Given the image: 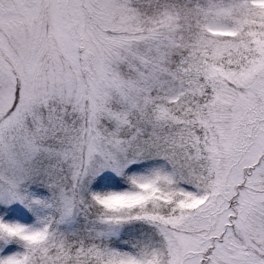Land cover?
I'll return each instance as SVG.
<instances>
[{
    "label": "snow or ice",
    "instance_id": "1",
    "mask_svg": "<svg viewBox=\"0 0 264 264\" xmlns=\"http://www.w3.org/2000/svg\"><path fill=\"white\" fill-rule=\"evenodd\" d=\"M0 264H264V0H0Z\"/></svg>",
    "mask_w": 264,
    "mask_h": 264
}]
</instances>
